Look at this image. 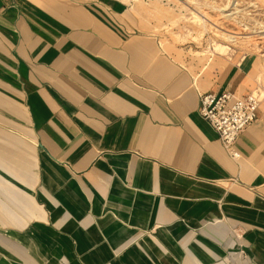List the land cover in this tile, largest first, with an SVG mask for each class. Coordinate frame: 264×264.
Returning <instances> with one entry per match:
<instances>
[{
    "label": "crops",
    "instance_id": "crops-1",
    "mask_svg": "<svg viewBox=\"0 0 264 264\" xmlns=\"http://www.w3.org/2000/svg\"><path fill=\"white\" fill-rule=\"evenodd\" d=\"M251 71L122 0H0V264H264V105L240 159L200 114Z\"/></svg>",
    "mask_w": 264,
    "mask_h": 264
},
{
    "label": "rangeland",
    "instance_id": "rangeland-1",
    "mask_svg": "<svg viewBox=\"0 0 264 264\" xmlns=\"http://www.w3.org/2000/svg\"><path fill=\"white\" fill-rule=\"evenodd\" d=\"M122 1L193 70L217 80L244 63L252 70V90L264 94V0Z\"/></svg>",
    "mask_w": 264,
    "mask_h": 264
},
{
    "label": "built area",
    "instance_id": "built-area-1",
    "mask_svg": "<svg viewBox=\"0 0 264 264\" xmlns=\"http://www.w3.org/2000/svg\"><path fill=\"white\" fill-rule=\"evenodd\" d=\"M263 100L260 87L245 96H238L226 89L201 95L200 114L217 131L220 141L232 157L241 158L237 140L257 120Z\"/></svg>",
    "mask_w": 264,
    "mask_h": 264
}]
</instances>
